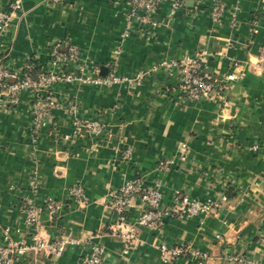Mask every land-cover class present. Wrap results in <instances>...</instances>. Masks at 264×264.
Returning <instances> with one entry per match:
<instances>
[{
	"label": "crops",
	"instance_id": "obj_1",
	"mask_svg": "<svg viewBox=\"0 0 264 264\" xmlns=\"http://www.w3.org/2000/svg\"><path fill=\"white\" fill-rule=\"evenodd\" d=\"M13 1L0 0V10H9ZM125 2L24 0L0 36V60L14 72H23L30 62L34 71L46 69L50 48L58 40L77 45L102 75L109 73L117 46L122 48L119 74L146 72L137 87L56 84L54 93L61 102L54 111L56 129L35 132L29 92L21 94L17 106L0 111V232L8 227L18 239L20 229L30 240L34 226L26 223L21 207L31 176L37 174L39 196L65 204L59 216L41 213V233L86 240L91 235V243L105 246L103 264H196L186 257L163 262L160 243L207 251L206 264H231L230 257L239 254L264 264V75L255 65L264 47V0H225L221 23L212 20L213 0L200 5L185 0L172 19L167 18L168 1L157 14L159 27L137 26L123 38ZM236 5L235 25L231 17ZM201 49L208 51L205 65L210 70L245 74L217 102L183 99L178 75L164 68L151 71L163 60ZM72 108L82 117L102 116L110 134L82 132L64 139L72 131ZM182 144L187 145L184 151ZM129 147L133 155L126 160L123 152ZM163 158H175L176 164L163 169ZM141 176L162 181L166 205L176 197H211L219 204L204 217L167 218L159 229L142 228L129 246L110 229L117 219L111 192L124 180ZM72 186L85 190L86 203L71 198ZM224 194L227 202L221 201ZM129 215L134 220L139 210ZM89 243L52 259L31 253L18 264H81Z\"/></svg>",
	"mask_w": 264,
	"mask_h": 264
},
{
	"label": "built area",
	"instance_id": "obj_2",
	"mask_svg": "<svg viewBox=\"0 0 264 264\" xmlns=\"http://www.w3.org/2000/svg\"><path fill=\"white\" fill-rule=\"evenodd\" d=\"M61 1V0H55ZM171 3L170 12L167 18L172 19L177 10L185 0H126L125 30L123 38H127L138 26L141 29L146 26L154 28L161 25L157 14L165 2ZM197 4L204 0H194ZM24 0H14L9 5V10H0V36L6 33L15 17V11L22 8ZM225 0H213L211 9L212 20L216 23L222 22L225 12ZM239 5L231 17V22L236 25ZM63 46L66 48L63 49ZM50 59L46 69L34 72L33 63H27L24 71L14 72L0 60V111L5 108L17 106L21 94L29 92L33 97L32 114L35 132L43 128H58L55 120V109L61 107L57 96L54 93L56 84L68 85H96L113 87L118 84H127L131 87L140 86L146 78L145 71H139L135 75H121L118 73V58L122 53L121 46L113 51V61L109 64L110 71L102 75L101 70L88 58L82 57L80 48L75 44H67L64 41H55L51 46ZM208 51L198 50L187 54L182 58L163 60L153 66L151 71L164 68L171 75H178L179 89L183 99L188 101H199L208 99L219 101L224 99L225 90L231 82L243 79L244 72L232 71L221 75L217 71L210 70L206 65ZM257 70L264 75V47L255 62ZM14 79V81H10ZM73 114L72 131L63 134L64 139L70 140L75 135L87 132L99 136L110 134L109 125L102 116L87 118L79 116L76 108H72ZM187 145L182 144V150ZM1 148V144H0ZM133 155L129 147L123 152L126 160H131ZM176 164L175 158H163L159 161L161 168H170ZM40 182L37 174L31 176L29 182V195L24 197L21 212L25 216L26 223L33 225L34 229L30 234V240L20 229L18 239L13 238L11 229L6 227L0 232V264H18L31 253H46L49 258L60 257L68 248L88 243V252L82 256L81 264H103L106 258V249L103 244L91 243V235L86 239H77L70 234H59L54 238L44 236L40 231V215L43 211L48 212L52 217L59 216L64 209V202L52 196H39ZM69 195L77 203H86L88 197L81 186H72ZM162 181L157 179L149 181L146 176L134 179H126L113 192H111L112 209L117 214V219L110 226L113 234L121 235L129 244L137 240L142 228L159 229L167 218L183 219L186 217H204L210 214L219 204L214 198L192 199L176 197L174 204L166 205L163 200ZM222 202L228 201L226 194L221 197ZM137 208L139 215L131 219L129 213ZM222 239L221 234H217ZM160 257L165 263H172L179 257H186L196 264H206L210 254L207 251L198 249L192 245L169 246L166 243L157 245ZM231 264H263L251 260L243 254L230 257ZM53 264V263H47ZM126 264H146L145 262H131Z\"/></svg>",
	"mask_w": 264,
	"mask_h": 264
},
{
	"label": "water",
	"instance_id": "obj_3",
	"mask_svg": "<svg viewBox=\"0 0 264 264\" xmlns=\"http://www.w3.org/2000/svg\"><path fill=\"white\" fill-rule=\"evenodd\" d=\"M105 75H107V73H105Z\"/></svg>",
	"mask_w": 264,
	"mask_h": 264
},
{
	"label": "trees",
	"instance_id": "obj_4",
	"mask_svg": "<svg viewBox=\"0 0 264 264\" xmlns=\"http://www.w3.org/2000/svg\"><path fill=\"white\" fill-rule=\"evenodd\" d=\"M34 72H36V71H34Z\"/></svg>",
	"mask_w": 264,
	"mask_h": 264
}]
</instances>
